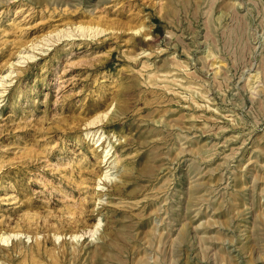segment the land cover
<instances>
[{"label": "rangeland", "instance_id": "obj_1", "mask_svg": "<svg viewBox=\"0 0 264 264\" xmlns=\"http://www.w3.org/2000/svg\"><path fill=\"white\" fill-rule=\"evenodd\" d=\"M0 237V264H264V0H0Z\"/></svg>", "mask_w": 264, "mask_h": 264}, {"label": "bare ground", "instance_id": "obj_2", "mask_svg": "<svg viewBox=\"0 0 264 264\" xmlns=\"http://www.w3.org/2000/svg\"><path fill=\"white\" fill-rule=\"evenodd\" d=\"M98 185V184H97ZM97 185H96V187H97ZM98 224V223H97ZM0 239H5V238H2V237H0Z\"/></svg>", "mask_w": 264, "mask_h": 264}]
</instances>
